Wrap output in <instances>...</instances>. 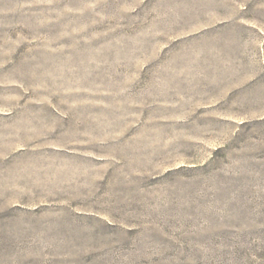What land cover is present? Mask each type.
Masks as SVG:
<instances>
[{
    "label": "rangeland",
    "instance_id": "1",
    "mask_svg": "<svg viewBox=\"0 0 264 264\" xmlns=\"http://www.w3.org/2000/svg\"><path fill=\"white\" fill-rule=\"evenodd\" d=\"M0 264H264V0H0Z\"/></svg>",
    "mask_w": 264,
    "mask_h": 264
}]
</instances>
